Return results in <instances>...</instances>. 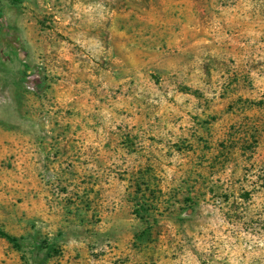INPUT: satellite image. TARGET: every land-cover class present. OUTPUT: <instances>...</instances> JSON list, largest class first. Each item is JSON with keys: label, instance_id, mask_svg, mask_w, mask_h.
Listing matches in <instances>:
<instances>
[{"label": "rangeland", "instance_id": "obj_1", "mask_svg": "<svg viewBox=\"0 0 264 264\" xmlns=\"http://www.w3.org/2000/svg\"><path fill=\"white\" fill-rule=\"evenodd\" d=\"M0 264H264V0H0Z\"/></svg>", "mask_w": 264, "mask_h": 264}, {"label": "trees", "instance_id": "obj_2", "mask_svg": "<svg viewBox=\"0 0 264 264\" xmlns=\"http://www.w3.org/2000/svg\"><path fill=\"white\" fill-rule=\"evenodd\" d=\"M14 1H17V0H14ZM1 235H3L8 241L12 242V243H16L17 242V238L16 237H13L11 235H7L3 232H1Z\"/></svg>", "mask_w": 264, "mask_h": 264}]
</instances>
